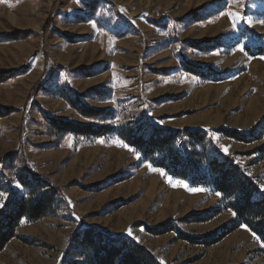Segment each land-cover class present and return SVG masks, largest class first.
Segmentation results:
<instances>
[{
	"label": "rangeland",
	"instance_id": "1",
	"mask_svg": "<svg viewBox=\"0 0 264 264\" xmlns=\"http://www.w3.org/2000/svg\"><path fill=\"white\" fill-rule=\"evenodd\" d=\"M261 21L264 0H0V216L55 191L43 216L17 221L0 264H84L88 228L149 264H264L233 197L126 140L176 133L167 148L202 174L235 169L264 197Z\"/></svg>",
	"mask_w": 264,
	"mask_h": 264
},
{
	"label": "trees",
	"instance_id": "2",
	"mask_svg": "<svg viewBox=\"0 0 264 264\" xmlns=\"http://www.w3.org/2000/svg\"><path fill=\"white\" fill-rule=\"evenodd\" d=\"M93 113L97 112L93 111ZM83 129L87 130L83 127L76 128L80 133L83 132ZM227 134L233 138H243L233 132ZM175 135L176 133L165 132L157 137L151 135L149 139L143 142L142 138L132 141L126 138V140L130 145L139 148L146 158L155 150H164L161 156L163 159L166 157L168 163L165 165L163 159H161L156 164L166 170L168 169L172 176L188 179L192 184L210 183L213 190L219 192L224 198L233 197L234 200L229 205L235 211L238 220L250 227L264 242V197L252 200V190L245 189L247 191H244V179H241L235 169H225L223 171V169H218L219 164L211 163L209 171L202 174L195 165L193 153H188L186 157H183L178 151L167 148L174 142ZM156 147H160V149H156ZM217 171H221L222 174L211 177ZM208 178H211L210 182H207ZM54 193L55 191L52 192V194ZM52 194L43 195L35 201L21 197L19 202L12 207L11 210L14 209V211L1 213L0 249L13 237L14 227L21 217L27 216L31 219H38L46 213V209H49V205L53 201L50 196ZM256 220L258 221L257 224H260L257 228H254L252 223ZM78 244L83 248L84 264H149L151 259L142 246H130L122 252L124 245L108 247L102 244L101 234L94 233L91 228L82 233Z\"/></svg>",
	"mask_w": 264,
	"mask_h": 264
},
{
	"label": "snow or ice",
	"instance_id": "3",
	"mask_svg": "<svg viewBox=\"0 0 264 264\" xmlns=\"http://www.w3.org/2000/svg\"><path fill=\"white\" fill-rule=\"evenodd\" d=\"M222 14L229 15L230 18H232V17L234 16V14H232V13H222ZM235 18H236V19H239L238 16H235ZM261 23H264V21H261ZM234 26H235V25H234ZM240 51H243V49H240ZM260 59L264 60V57H260ZM98 142H99V143H104V141H98ZM113 143H115L116 146L127 148L130 152L134 151V149H132L131 147H129L127 144H124V143H123L122 141H120V140H115V141H113ZM222 148H223V146H222ZM223 150H224L225 153L227 154V151H228L227 148H223ZM148 167H149V170H150V171H156V172H158L162 177L165 176V173H164L162 170L154 169V168L151 167V165H148ZM167 182H168V183H173V182H172V179H171L170 177L167 178ZM176 185H181V186H185V187H187L186 185L183 184V181H176L175 184H174L173 186H176ZM18 186H19V185H18ZM187 190L192 191V192H200V191H204V189H202V188H191V189H187ZM261 190L264 191V185L261 186ZM216 195L219 196L220 193H216ZM2 206H3V194H0V207H2ZM242 227H244V226H242ZM245 230H247V229L245 228ZM128 234L131 235V232H129ZM254 238H255V237H254Z\"/></svg>",
	"mask_w": 264,
	"mask_h": 264
}]
</instances>
